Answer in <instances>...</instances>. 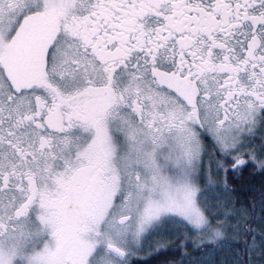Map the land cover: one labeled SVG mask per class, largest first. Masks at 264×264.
<instances>
[{"label": "flooded vegetation", "instance_id": "1", "mask_svg": "<svg viewBox=\"0 0 264 264\" xmlns=\"http://www.w3.org/2000/svg\"><path fill=\"white\" fill-rule=\"evenodd\" d=\"M34 12L57 34L46 75L16 92L2 63ZM4 27L12 29L0 42V240L38 223L64 254L89 237L98 210L148 176L144 159L126 161L113 130L155 155L194 142L195 159L205 145L217 159L212 136L264 118V0H0ZM251 142L262 150L234 159V171L264 159V140Z\"/></svg>", "mask_w": 264, "mask_h": 264}, {"label": "rangeland", "instance_id": "2", "mask_svg": "<svg viewBox=\"0 0 264 264\" xmlns=\"http://www.w3.org/2000/svg\"><path fill=\"white\" fill-rule=\"evenodd\" d=\"M52 16L57 18V13ZM11 29L4 27L0 31V42L7 39ZM241 123L219 137L212 136V147L224 158L237 160L252 150H262L251 140H264V118L249 129L245 121ZM126 132L117 129L111 133L122 143L131 166L134 160L127 154H135L148 164V176L145 173L140 187L130 194L116 196V205L102 206L89 237L76 242L68 252L57 253L55 243L44 240L43 227L37 223L13 238L0 240V264H126L132 258L146 257L176 241L195 251L200 247V254L184 252L187 258L183 259L184 263L179 260V264H219L216 255L204 246L213 243L218 248L219 241L224 242L222 236L238 235V212L241 211L239 208H236L238 212L232 211L229 204L218 202L219 192L208 187L219 179L223 186L226 168L222 160L213 157V148L206 145L203 158L195 159L194 142L187 145L170 142L165 152L155 155L156 151L151 152L143 140ZM250 161L264 164L262 157ZM244 213L242 210L241 214ZM254 234L258 241L250 249L260 256L255 263L261 264L264 263V221L256 225ZM219 252L220 248L216 251L217 257L221 255Z\"/></svg>", "mask_w": 264, "mask_h": 264}, {"label": "trees", "instance_id": "3", "mask_svg": "<svg viewBox=\"0 0 264 264\" xmlns=\"http://www.w3.org/2000/svg\"><path fill=\"white\" fill-rule=\"evenodd\" d=\"M217 159L220 160V157ZM221 160L226 168L223 186L219 179L214 181L215 183H210L208 187L215 189L216 193L219 192V197L216 199L218 202L229 204L231 210L235 212H238L236 208L244 210L245 215L241 214V211L238 212L240 217L237 225L240 230L238 235L232 233L228 236L225 233L227 236L221 237L224 238V242L220 240L218 248H214L217 244L213 243L204 247H209L208 250L216 255L215 259L219 264H253V261L255 263L260 260V256L253 254L250 247L258 241V237L254 234L256 225L264 221V164L257 165L255 162L246 161L239 171H234V161L231 158L222 157ZM221 195L227 197L222 198ZM219 248L221 255L217 257L216 251ZM184 252L187 253L186 255L200 254V247L195 251V248L184 247L176 241L146 257L132 258L126 264H179V260L184 263L183 259L187 258Z\"/></svg>", "mask_w": 264, "mask_h": 264}, {"label": "water", "instance_id": "4", "mask_svg": "<svg viewBox=\"0 0 264 264\" xmlns=\"http://www.w3.org/2000/svg\"><path fill=\"white\" fill-rule=\"evenodd\" d=\"M57 34L48 17L34 12L24 17L8 44V55L2 63L5 78L19 92L36 85L46 75L47 54ZM161 84L182 95L181 88L168 77L158 76Z\"/></svg>", "mask_w": 264, "mask_h": 264}]
</instances>
